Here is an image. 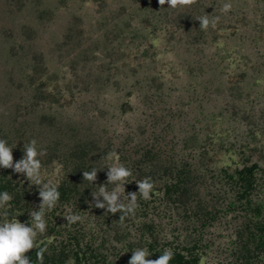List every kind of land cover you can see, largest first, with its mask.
<instances>
[{"label":"rangeland","instance_id":"rangeland-1","mask_svg":"<svg viewBox=\"0 0 264 264\" xmlns=\"http://www.w3.org/2000/svg\"><path fill=\"white\" fill-rule=\"evenodd\" d=\"M47 2L51 19L35 21L31 3L21 8L0 0V52L4 46L18 50L9 62L0 53V128L11 132L8 146L14 163L34 138L38 150L48 148L57 159L39 157L43 181L57 184L65 174L58 164L64 146L69 139L87 138L109 150L100 173L105 183L108 167L115 163L132 170L122 195L125 203L128 193L138 192L135 181L149 166L146 159L145 166L131 163L144 153L173 174L178 167L190 168L196 184L179 203L164 194L168 178L153 180L152 198L146 201L138 193L135 214L123 221L122 213L94 207L93 197L80 206L70 202L46 210L47 230L38 242L72 248L76 239L81 251L84 243L101 244L106 264H128L132 251L148 250L149 244L153 251L192 249L199 264H264L250 242L254 224L264 218V0H230L233 9L226 15L220 8L229 0H198L176 9L145 0L139 17L165 26L148 48L152 60L140 67L130 63L134 53L125 50L119 53L129 58L116 67L110 64L112 52L123 47H110V20L136 5L125 0ZM184 11L214 13L220 20L215 28L203 30L204 41L187 39L182 30L169 26ZM27 26L32 31L25 34ZM68 31L76 35L68 36ZM33 59H41L42 81L50 95L35 107L22 78ZM41 115L51 118L53 126L41 119L39 123ZM192 139H197L196 146ZM245 160L258 167L249 205L237 198L236 186L226 176ZM9 171L30 195L25 220H18L31 224L29 213L41 203L38 186ZM71 214L82 221L68 224L64 217Z\"/></svg>","mask_w":264,"mask_h":264},{"label":"trees","instance_id":"trees-1","mask_svg":"<svg viewBox=\"0 0 264 264\" xmlns=\"http://www.w3.org/2000/svg\"><path fill=\"white\" fill-rule=\"evenodd\" d=\"M11 3L17 4L18 7L24 8L27 3H31L33 9L32 18L35 21H44L51 19L52 12L48 7V0H10ZM65 2V0H60ZM83 2L89 1L94 4H100L102 0H81ZM126 3L130 5H136L134 10L126 11L122 9L110 20V47L114 44H120L123 47L119 49L110 48V64L116 67L118 61L129 58V55H121L119 51H127V53H134L130 55V63L136 62L135 66L140 67L146 59L152 60L154 56L149 53L148 48H152L153 40L160 30L161 26L165 25H153L147 18L139 17V12L143 11L144 8L140 6L145 4V0H125ZM41 6V9H38ZM139 6V7H138ZM202 16V14L194 13L189 11H184L181 13L177 19L176 24H169L170 27L176 30H182L184 36L187 39H196L203 41L205 40V34L203 29H200V23L197 21V17ZM24 33L32 31L29 26L24 27ZM26 29V30H25ZM196 31L192 35V33ZM81 33H79L80 35ZM76 35L75 32L68 31V36L73 37ZM9 37H7L8 39ZM9 40V39H8ZM12 43L15 44L14 39H11ZM21 42H24L21 40ZM10 44V43H9ZM189 44V43H188ZM8 46V45H7ZM15 46V45H13ZM118 46V45H117ZM19 51L23 53V47H18ZM18 50L16 48H8L6 46L1 48L2 59L6 62L12 60L15 57V53ZM79 53V52H78ZM81 56V53H79ZM84 54V53H83ZM41 59H33V65L26 67L22 73V78L25 80L27 85V93L31 96L34 101V107L43 103L48 102L49 94L45 91V84L42 81L44 75V70L40 68ZM29 72V73H28ZM41 121L46 124L47 127L53 126L51 118L41 115L39 117V123ZM46 120V121H45ZM9 134L11 132L0 128V138L5 139L8 142ZM193 146L198 144L197 139H192ZM191 146V145H190ZM47 155L45 156L49 162H52L55 157L50 154L49 149L46 148ZM109 155L108 149H103L100 146L98 140H91L87 138L80 139H69V143L64 146V150L61 154L58 164L61 169L65 171L63 179L57 183L58 190L60 192V199L55 207L60 205H65L70 202L75 205L80 206L84 202L91 199L92 193H98L101 185L105 183V177L100 175L104 170V163ZM148 160L149 166L143 168L141 179L149 177L151 181H159L162 177L168 178L167 183H163L164 194L167 198H176L177 202H184L190 195V190L194 184H196L195 179L191 177V169L178 167L175 169L174 174L170 172L166 167L158 165L155 160L150 161L149 154L144 153L140 156L138 160H130L132 165L145 166L146 160ZM129 161V159H128ZM145 162V163H144ZM92 168L98 169L97 179L95 183L84 180L83 172L90 171ZM258 170L256 163H250L248 160L243 161L239 169H235L232 174L226 175L227 178L234 183L237 190V198L243 200L245 204L249 205V197L255 187V173ZM141 171V169L139 170ZM161 173V174H159ZM24 185L20 183V180L12 174L9 169L0 168V193L7 191L13 197L10 202V206L6 209L0 210V220L4 219L3 213H7V218L11 219H23L25 220V215L27 213L30 204V195L28 191L23 187ZM256 216H261V207L257 206L254 208ZM255 233L251 234L250 242L253 245V251L261 257H264V218L254 224ZM148 228L149 233H151L150 226H145ZM50 233H56L57 231H49ZM74 240V245L72 248H68L66 243L64 245H52L47 243L45 240L39 242V246L46 247L47 251L44 255L43 264H106V257L101 252V244L93 246L92 243H84V250L81 251L79 247V242ZM38 250V249H37ZM148 250L150 252L149 259H157L164 251H153L152 244L148 245ZM35 249L27 253V256L31 258L32 264H38L35 255ZM174 252V258L170 264H199V258L196 253L189 249L181 248L177 250H172Z\"/></svg>","mask_w":264,"mask_h":264},{"label":"clouds","instance_id":"clouds-1","mask_svg":"<svg viewBox=\"0 0 264 264\" xmlns=\"http://www.w3.org/2000/svg\"><path fill=\"white\" fill-rule=\"evenodd\" d=\"M198 0H158V4L163 7L168 5V8L176 9L178 7H190L196 4ZM233 9L230 2L224 3L220 11L222 14H228ZM220 17L204 14L197 17L200 23V29L206 30L209 26L215 28ZM13 148L8 146L5 139L0 138V168L12 169L16 174H23L27 181L38 186L39 197L41 203L39 210L29 213L31 224L29 222L22 223L18 219L7 218V213L4 212V219L0 220V264H32L31 258L27 253L35 251L38 264H43L44 255L47 251L46 247L39 246L38 236L42 235L47 230V221L45 220V211H51L55 208L60 199L58 185L51 181L44 182L42 179V164L39 157L45 156L46 150H38L36 139L30 140L24 144V156L19 161L14 163ZM114 156L118 162L119 157L115 153ZM98 169L92 168L90 171L83 172V178L86 181L95 183L97 179ZM132 170L123 164L115 163L108 167L107 182L101 185L98 193H92L93 206L99 209H105L107 212L115 215L122 213L119 220L123 221L126 216L134 215L138 207L137 194L144 200H150L154 189V183L149 177L135 181L138 187V192L128 193V202L125 203L122 195L125 191L126 181L132 176ZM112 184L114 187L109 190L106 185ZM103 197V201L100 200ZM13 197L7 191L0 193V210L10 206ZM68 224H75L82 221V217L77 214L66 215L64 217ZM30 225V226H29ZM38 249V250H37ZM150 254L146 248H137L132 251V256L128 264H170L174 258V252L171 249H165L157 259H149Z\"/></svg>","mask_w":264,"mask_h":264}]
</instances>
